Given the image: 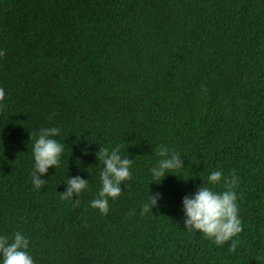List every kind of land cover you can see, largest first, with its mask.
I'll return each mask as SVG.
<instances>
[{"label": "trees", "instance_id": "1", "mask_svg": "<svg viewBox=\"0 0 264 264\" xmlns=\"http://www.w3.org/2000/svg\"><path fill=\"white\" fill-rule=\"evenodd\" d=\"M0 52V234L24 233L35 264H264V0H0ZM50 127L64 151L36 189L30 133ZM116 145L131 177L102 215L95 153ZM160 145L184 167L157 185ZM231 179L241 231L217 246L181 201Z\"/></svg>", "mask_w": 264, "mask_h": 264}, {"label": "clouds", "instance_id": "2", "mask_svg": "<svg viewBox=\"0 0 264 264\" xmlns=\"http://www.w3.org/2000/svg\"><path fill=\"white\" fill-rule=\"evenodd\" d=\"M0 55L3 53L0 52ZM4 95V90L0 88V100ZM59 134L60 129L57 127L41 128L36 133H30L33 158L30 182L36 189H40L47 182L43 177L48 170L58 167L61 163L64 144L54 138ZM156 154L159 159L148 171L152 183L159 185L166 175L184 166L182 156L167 146H158ZM95 156L103 167L98 172L99 188L96 196L89 202V207L107 215L109 200L114 201L121 195V185L131 177L130 168L133 161L127 154H122L119 145L111 148L99 147ZM222 175L219 170L212 171L207 177L208 184H219ZM88 183V180L79 175L66 177L65 191L59 194L60 198L72 200L74 205H78L79 201L73 199V195L77 197L85 191ZM224 184V191H215L202 183L192 195L184 196L181 201L184 228L202 234L217 246H222L241 231L237 196L233 190L236 180H226ZM161 199L162 194L159 192L149 194L140 206V214L152 212ZM29 249L30 240L21 231H15L11 235L0 234V264H35Z\"/></svg>", "mask_w": 264, "mask_h": 264}]
</instances>
